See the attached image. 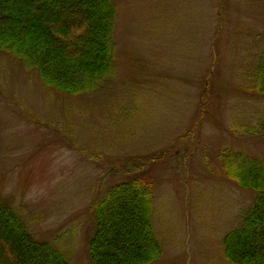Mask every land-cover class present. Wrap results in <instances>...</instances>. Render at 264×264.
<instances>
[{"label": "rangeland", "instance_id": "1", "mask_svg": "<svg viewBox=\"0 0 264 264\" xmlns=\"http://www.w3.org/2000/svg\"><path fill=\"white\" fill-rule=\"evenodd\" d=\"M116 4V71L94 93H61L0 52V199L90 264L93 205L140 177L163 251L150 264H231L224 235L254 192L223 172L222 150L264 160V134L245 129L264 116V0Z\"/></svg>", "mask_w": 264, "mask_h": 264}, {"label": "trees", "instance_id": "2", "mask_svg": "<svg viewBox=\"0 0 264 264\" xmlns=\"http://www.w3.org/2000/svg\"><path fill=\"white\" fill-rule=\"evenodd\" d=\"M117 9L116 0H0V52L35 69L44 84L61 93H94L116 71ZM255 88L264 94V56ZM245 129L264 134V116ZM222 152L223 172L254 192L242 224L224 235V255L231 264H264V160L228 148ZM153 198V187L140 177L103 193L93 205L90 264H150L162 256L151 218ZM0 264L69 261L0 199Z\"/></svg>", "mask_w": 264, "mask_h": 264}]
</instances>
